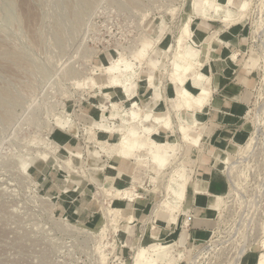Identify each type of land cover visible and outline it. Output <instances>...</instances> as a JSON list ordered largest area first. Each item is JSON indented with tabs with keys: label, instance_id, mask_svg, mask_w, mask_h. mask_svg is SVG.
Masks as SVG:
<instances>
[{
	"label": "rangeland",
	"instance_id": "rangeland-1",
	"mask_svg": "<svg viewBox=\"0 0 264 264\" xmlns=\"http://www.w3.org/2000/svg\"><path fill=\"white\" fill-rule=\"evenodd\" d=\"M236 3L201 13L202 0H0V264H133L138 247L156 243H169L168 258L149 255L144 264L179 254L174 264H255L264 252V0H247L241 18ZM226 10L230 21L222 22ZM206 22L209 46L218 35L224 44L217 49L234 44L235 68L220 53L205 58L204 41L177 43L184 24ZM178 49L193 52V63L203 61L197 70L211 67L209 100L218 93L215 73L235 85L221 86L247 96L231 126H211L205 105L207 118L197 127L205 138L180 167L181 182H173L187 188L173 197L177 224L166 228L157 209L186 149L173 109ZM114 64L127 88L109 84ZM132 98L140 118L161 103L174 129L166 132L178 143L170 167L160 174L141 167L136 180L132 161L104 150L114 151L121 137L113 128L129 127ZM222 144L232 161L239 158L233 169L202 162ZM118 166L130 171L116 173ZM126 191L133 201L122 196ZM214 195L221 197L216 212L201 210Z\"/></svg>",
	"mask_w": 264,
	"mask_h": 264
},
{
	"label": "bare ground",
	"instance_id": "bare-ground-1",
	"mask_svg": "<svg viewBox=\"0 0 264 264\" xmlns=\"http://www.w3.org/2000/svg\"><path fill=\"white\" fill-rule=\"evenodd\" d=\"M236 2L237 0H202V4L199 7V9H201V13L206 11L205 9L206 7L212 8L214 11L217 12L219 10H223V8H226L227 5L228 6L235 5ZM222 5H225L226 7ZM247 7H248L247 0H243L238 3L237 8L234 9V10H237V13L239 14L238 18H241L244 15V12L247 9ZM196 9L198 10V7H195V11L197 12ZM226 11H227V16L221 17L222 22L230 21V18H229L230 13L228 10ZM199 12L200 11H198V13ZM208 24H209L208 22H206L205 24L207 27L205 25L204 26L199 25L198 27H194V28L190 27L189 23L184 24L180 30L181 33L178 37L177 43L181 44L184 40H188L193 45H197L200 43V41L202 42L204 41L206 44H208L207 53H206V56L204 57L206 58L207 56H210L211 54H213V51L218 47L219 44H224V41L218 35L214 38L216 41H214L213 45L209 46V43H210L209 39L211 37H206V31L209 28ZM229 42H225L226 44H229L230 46H227L229 48H227V50L225 51L226 55L224 54L225 57L223 59L227 67L229 69L230 68L233 69L234 66L232 64V61L236 59L238 55V51L234 49V44H232V41L231 43ZM145 47H148V46L146 45ZM232 49L234 51H232ZM143 53H146L144 52V49H142V51L140 50V53L137 54L138 58L143 57ZM199 53H200L199 50H197L196 58L199 55ZM192 58H193V52L186 50V49H182V50L178 49L176 54L173 56V60H172V74H173L172 76H173V84H174L173 109L178 111L177 112L178 113L177 119L179 123L178 129H179L180 136H182V140L186 144V146L185 147L183 146V147L186 149L184 152L185 155H184V160L182 161V166H179L175 170L172 171V175L170 176L171 179L169 180L170 184L168 185V188H167V197L165 198L161 206L158 207L157 209V214H158L157 217H159L160 215V218L163 219L161 222H163L162 224H164L166 228L174 223L177 224V219L174 213H176L178 208L175 207V205H173V197H177L178 193H181V192L183 193L184 189L187 188V185L185 184H182L181 188L180 187L177 188V186L173 185V182H178V181L181 182L180 181V172H181L180 167H183V164H186V161L188 163L191 162L192 160L191 151L200 144V141H202L203 138H205V133H201V131L197 127L199 123L203 122V120L206 119L205 105L209 101V96L211 94V89H210L211 87L209 88L208 86L210 84V80H213L214 74L211 73V67L209 68L206 67L201 70L200 69L197 70L198 66H200L203 61L201 62L199 60L197 61L194 60V63H193ZM109 68L110 67H108L107 69ZM129 68H130L129 64H126L124 67V69H129ZM109 70L111 71L110 74H113L109 81V84L118 85V86L121 85L124 88H127L126 85H123L118 79V75H120L122 72L119 66L114 64V66H112ZM125 71H129V70H125ZM115 73H118V74H115ZM215 79H216L217 86H221L224 84V79L221 75L219 74L216 75L215 73ZM152 85H153V80L151 78L149 80L148 88L150 89ZM233 93L234 91L231 90L230 94H233ZM125 94H127L128 97L130 96L128 93H125ZM234 98L236 99L237 95H234ZM157 103L159 106L162 107L160 110L155 111L153 110L154 109L153 106H150L149 110H151L150 111L151 113L145 114L144 117L140 118L139 112H138L140 110L139 106L136 104L135 101H133V98H132L131 107H130L131 110L129 112V120L131 121V123L129 124V127L127 126L123 127L122 125H120L121 128H116V127L113 128L112 130L120 133L121 137L118 139L117 145L114 151L111 148V145L109 144H108L109 146L107 145L108 149L107 148L104 149L106 152L108 153L110 152L111 156L116 157L119 162L126 164V162L130 163L132 161L130 163L132 164L131 168L130 167L129 168L131 169V174L134 180H136V175H137L136 173L139 172L138 170L141 167L150 168L149 170L152 171L153 173L160 174L162 169L165 166L167 165L169 166V164L171 163L170 161L172 160L171 158L175 157L177 154L178 143L173 134H167L166 132V129H170L172 131L171 133H173V130H174L171 126L169 114L161 103L159 102ZM149 110H147V112ZM188 114L191 115L190 124L187 123L186 121V116ZM142 121L144 122L150 121L151 124L149 128L141 127L140 122ZM134 125L138 127L135 129ZM192 129L197 130L194 136H191L189 133L190 130ZM251 145H252V142L249 141L247 143V147L252 148ZM141 154L144 156H141ZM237 161H235L234 159L232 161L229 158V154L226 151L225 144H222L219 147H215L214 152L212 151L210 153H207L206 155H203V159H202V162H204L205 164H212L215 167L225 168L227 170L233 169L234 167H236ZM109 168L111 169L114 168L113 163L109 164ZM118 169L124 173L130 171L128 167L118 166L117 168H115L116 173ZM107 176L112 177L114 176V174L109 173L107 174ZM173 189H176V191ZM131 193L132 192L126 191L122 194V196H124L125 199L127 200L129 199V201H133L132 198L134 195ZM181 195L179 196L180 200L183 198V195L182 196ZM218 200L221 201V197L218 195H214V199L211 200L213 204L203 205L204 208L202 207L201 210L203 209L205 212H209V213L216 212V209L219 206ZM157 236H158V232L155 231L153 234V237L157 238ZM186 236H187L186 233H183L180 236L179 244H178L179 247L183 248L186 242ZM168 246H169V243H156L153 245H149L148 247H138L135 257H134L133 264H144V262L147 260L149 255L155 256L156 259L159 261L165 259L166 257L168 258V254L166 252ZM262 247L264 250V241L262 242ZM178 257L180 258L181 254H179ZM195 257L191 259V262H194V259H196ZM179 258L169 255V259H167L166 261H163L161 264H174ZM146 263L154 264L155 262L149 263L148 261ZM255 264H264V252L259 255Z\"/></svg>",
	"mask_w": 264,
	"mask_h": 264
},
{
	"label": "crops",
	"instance_id": "crops-1",
	"mask_svg": "<svg viewBox=\"0 0 264 264\" xmlns=\"http://www.w3.org/2000/svg\"><path fill=\"white\" fill-rule=\"evenodd\" d=\"M233 33H236V32H233ZM232 35L234 36V34ZM217 48L213 51V53H220L222 54V56L225 54V51L227 50V49L225 51L220 50L221 46H219V49ZM231 85L235 86L234 84L230 82L227 83V80H224V86H231ZM224 86L215 85V87L217 88L216 91H218V93L216 94L218 98L217 97L213 98V96L210 97L209 103L207 104L210 106V114L208 113V116H210V118L212 117V120L209 119L211 121L210 122L211 126L217 127L221 124L226 125V126H231L232 124L235 125V122L238 120V117H240L245 110L246 102H243L241 98L247 96L246 95L247 93H245L244 90H242L241 88L240 90L236 88L238 90L236 91L228 87H224ZM231 90L234 91L233 94H230ZM234 95H237L238 97L236 101L234 100L235 99ZM206 118H207V115H206ZM226 134H229V133L227 132L224 133V135ZM225 137H222V138L219 137L221 139L220 141H223V138L225 139V141L226 140L228 141V139H226Z\"/></svg>",
	"mask_w": 264,
	"mask_h": 264
}]
</instances>
